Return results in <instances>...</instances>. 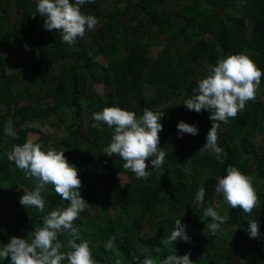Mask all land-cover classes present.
I'll use <instances>...</instances> for the list:
<instances>
[{"label": "trees", "instance_id": "1", "mask_svg": "<svg viewBox=\"0 0 264 264\" xmlns=\"http://www.w3.org/2000/svg\"><path fill=\"white\" fill-rule=\"evenodd\" d=\"M107 2L81 7L98 24L66 44L62 32L44 30L38 0H0V49L13 44L27 49L13 73L7 72L0 54V213L12 215L9 223L0 221V243L7 245L12 237L30 240L45 215L68 206L51 186L43 193L44 212L19 202L25 192L21 187L30 190L33 181L8 160L7 149L22 145L32 132L39 135L43 151L49 146L64 151L78 170L79 192L90 207L74 222L80 230L76 242H89L97 264H143L146 256L158 262L174 253H190L193 264H264V77L256 98L228 124L220 123L223 163L216 154L199 151L212 125L211 113L188 111L183 105L210 68L230 55H247L264 72V0H112L106 8ZM18 17L28 24H19ZM105 107L133 111L137 117L145 108L163 115L162 170L152 169L148 161L149 178L137 179L124 170L122 159L104 154L114 128L103 122L93 128L92 116ZM9 118L15 139L4 132ZM181 121L197 127L198 134L179 136ZM36 122H56L64 135L50 138ZM229 166L253 178L260 208L252 216L231 209L215 191ZM118 174L127 181L119 183ZM200 187L206 194L203 205L196 206ZM208 207L229 217L215 236L207 228L211 219L203 216ZM253 218L258 239L247 231ZM177 219L191 242L178 240L156 253L154 247H162L160 240L175 230ZM147 229L150 235H143ZM113 238V247L106 249ZM58 239L66 244L69 237L65 233ZM0 264H10V258Z\"/></svg>", "mask_w": 264, "mask_h": 264}, {"label": "clouds", "instance_id": "2", "mask_svg": "<svg viewBox=\"0 0 264 264\" xmlns=\"http://www.w3.org/2000/svg\"><path fill=\"white\" fill-rule=\"evenodd\" d=\"M94 2L95 0H38L36 12L44 18V30L60 31L62 42L74 44L78 37H84L87 31L94 30L98 24L95 16L86 15L81 11L82 6ZM262 77L264 72L244 54L230 55L210 68L209 74L199 81L195 94L183 104L188 111L200 113L201 110H206L211 113L209 119L212 125L207 133L206 143L199 151H210L223 163V160H220L223 150L218 146L220 123L228 124L230 119H234L244 110L247 102L256 98ZM162 116L161 113L147 108L137 117L133 111L105 107L101 112L93 114L92 119L96 123L92 127L97 128L100 122H103L114 128L111 143L104 149V154L109 157L116 155L124 161L125 171H130L137 179L147 180L150 176L147 162L150 161L152 169L162 170L166 156V152L159 147V133L163 130L160 123ZM177 130L179 136L198 134L197 127L183 121L177 124ZM4 132L13 139L17 138L11 118L6 122ZM7 158L24 172L25 179L33 181L32 188L25 191L20 198L22 206L44 212L43 193L48 186H51L62 200L67 201L68 206L54 209L45 215L42 218V227L32 233L30 240L12 237L7 245L0 243V261L10 258V264H63L64 261H67V264H97L92 258L89 242H76L80 240V230L74 226V222L90 205L80 195L81 180L78 170L67 161L64 151H57L51 146L47 151H43L40 144L29 139L22 145L13 146ZM226 172L215 186L216 193L222 194L231 209L239 208L243 213L252 216L254 209L260 208L253 178L233 166H229ZM205 194L204 187H200L193 204L203 205ZM203 216L211 219L207 228L213 236L229 219L211 207L204 211ZM175 226L170 236L160 240L162 247H154L156 253H162L178 240L191 242L180 219L175 220ZM247 231L252 239L260 237L255 218L248 220ZM65 233L69 237L66 244L58 239ZM113 242L114 238L110 239L106 249L110 250ZM66 247L70 250L62 251ZM116 264H120V261L117 260ZM143 264L193 262L190 253L183 256L174 253L159 259L158 262L151 256H146Z\"/></svg>", "mask_w": 264, "mask_h": 264}, {"label": "rangeland", "instance_id": "3", "mask_svg": "<svg viewBox=\"0 0 264 264\" xmlns=\"http://www.w3.org/2000/svg\"><path fill=\"white\" fill-rule=\"evenodd\" d=\"M112 0H108L107 2V6L106 8L110 7L112 5ZM17 15V13H16ZM17 22L19 24H21L22 26H26L28 24V19L26 18H21L18 17L17 18ZM96 28V27H95ZM160 47L157 46L156 48L153 49V54L157 55V52L159 51ZM0 54L3 56V60L5 62V66L7 69L8 73H13L15 72L18 68L19 65L21 64V62L24 61L26 55H27V49L24 50H18L15 45L13 44V46L11 48L5 47L4 45H2L1 49H0ZM97 91L100 93L101 92V87L100 85H98L96 87ZM26 102L23 101L20 103L21 106L25 105ZM36 127L41 128L43 131V134H45L46 136H49L50 138H55V139H61V137L64 135V130L63 127L60 126L58 123L56 122H52L50 123H44V122H36L34 124ZM39 138V135L37 133H32L29 132L27 134L26 137V142L31 139L34 143H37ZM9 149H7V152L12 150V147H8ZM116 179L119 183L123 184L127 181V177L124 174H118L116 176ZM33 186V185H32ZM21 190H25L28 191L29 188L27 187H21ZM219 194V193H218ZM12 220V215L6 211L1 212L0 213V221H4V222H10ZM143 235H150V231L147 229Z\"/></svg>", "mask_w": 264, "mask_h": 264}]
</instances>
